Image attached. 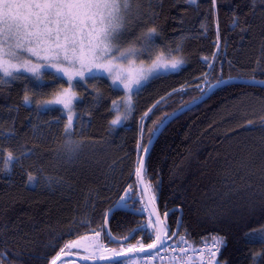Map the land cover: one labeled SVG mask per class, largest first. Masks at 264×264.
Masks as SVG:
<instances>
[{
	"label": "trees",
	"instance_id": "1",
	"mask_svg": "<svg viewBox=\"0 0 264 264\" xmlns=\"http://www.w3.org/2000/svg\"><path fill=\"white\" fill-rule=\"evenodd\" d=\"M139 8L129 40L154 27L152 58L169 59L165 46L181 45L172 55L185 63L134 94L133 111L119 126L110 124L122 114L112 101L123 93L108 80L74 89L80 97L74 138L89 145L78 160L58 158L67 122L61 108L45 114L34 108L53 99L65 80L46 79L32 107L23 104L25 94L33 95L31 79L0 85V264H50L69 241L100 231L128 188L126 204L142 213L113 212L110 234L129 238V245L150 244L153 230L134 231L150 221L135 174L138 143L147 144L161 118L198 99L208 88L198 89L202 80L264 82V0H140ZM9 152L19 158L13 165L4 162ZM143 179L158 215L169 213L170 235L179 221L176 238L192 247L223 241L219 264H264V242L248 235L264 230V86L218 85L170 121L147 155Z\"/></svg>",
	"mask_w": 264,
	"mask_h": 264
},
{
	"label": "snow or ice",
	"instance_id": "2",
	"mask_svg": "<svg viewBox=\"0 0 264 264\" xmlns=\"http://www.w3.org/2000/svg\"><path fill=\"white\" fill-rule=\"evenodd\" d=\"M213 2L215 3V0ZM139 5L140 0H0V85L31 79L33 95L25 94L23 104L32 107L34 97L43 90L46 79L63 82L66 78L67 86L55 92L53 99L36 101L34 104L38 114L48 113L55 106L62 107L67 112V122L64 124L62 134L63 142L58 150V158L65 162L78 160L85 147L89 146L82 140L74 138L76 117L72 113L80 99L74 89L81 88L82 82L107 74L114 87L117 89L122 87L125 95L121 101L113 100L112 104L117 110L122 104L123 112L110 122L111 126H119L129 119L134 106L133 95L137 94L146 82L167 73H176L185 63L183 57L172 55L182 51L181 45L175 48L165 46L164 50L169 53V59L160 56L152 58L154 38L159 34L154 27L129 40L133 25L142 15ZM146 60L150 61L147 66ZM220 83L226 81L218 79L217 84ZM208 87L211 88L213 85ZM151 112L152 109H149L144 116L148 117ZM163 122L164 119L161 118L151 133L159 131V126ZM140 147H143L145 155L138 157L135 174L140 183L145 184L143 176L148 146L138 143V148ZM30 154L29 152L25 155ZM18 161L19 158L9 152L4 162L13 165ZM28 180L33 185L38 182L37 177L31 174ZM144 195L148 197L150 203H155L156 197L151 185H145ZM120 200L124 202L123 206L127 207L126 197L122 196ZM152 215L156 216L154 221L150 220L148 224L134 230L148 232L151 228L155 239L150 244L121 248L119 252L107 249L98 243L103 231L101 229L95 231L94 240L88 236H81L66 243L50 264H57L58 261H62V257L72 256L74 249H82L87 253L80 256L84 261L91 259L106 260L110 264H138V261L143 260L144 264H151L153 259H163L159 255L161 250L167 251L168 248L174 250L177 247L180 248L181 256L173 255L172 264H186L184 256L188 255V250L185 238L180 237L175 244H170L169 241L174 240L177 233L172 232L168 235L171 229L165 220L160 219L155 211ZM168 215L169 213H165V218ZM81 226H89V222L81 221ZM248 235L252 239L264 242V230ZM151 236L152 232L149 233V238ZM214 243L216 247L214 249L209 247L207 255L211 257V264H219L216 257L223 241L216 239ZM181 245L185 247H180ZM108 252L112 255H107ZM130 253L143 255L128 260ZM119 258L125 259L121 261ZM70 264H76V261L72 260ZM201 264H204L203 257Z\"/></svg>",
	"mask_w": 264,
	"mask_h": 264
},
{
	"label": "water",
	"instance_id": "3",
	"mask_svg": "<svg viewBox=\"0 0 264 264\" xmlns=\"http://www.w3.org/2000/svg\"><path fill=\"white\" fill-rule=\"evenodd\" d=\"M234 82L264 86V82L263 81H253V80H243V81H240V80H228L227 81L226 80V83H220V84H217L216 83V84L213 85V87L207 88V90L198 99L190 102L186 106H183L181 109H178V110L174 111L173 113H171L169 116H167L164 119L163 124H160V126H159V131H157L155 134H152V136H151V142H149L150 141V139H149L148 142H147V144H146L148 146V152L146 154V158H147V155H148V153H149V151H150V149H151L154 141L156 140V138L158 137V135L161 133V131L164 129V127L170 121H172L173 119H175L182 112H184V111L192 108L193 106H195L199 102L203 101L207 97V95L212 91V89H214L218 85H223V84H227V83H234ZM141 155H145L144 150L142 151ZM145 161H146V159H145ZM137 185H138V188H139V190H140V192L142 194L143 202H144V205H145V208H146V212H147L149 218L154 221L156 219V216L152 215V213L154 211L157 213L156 208H155V206H154L153 203H150L149 202L148 197L146 195H144L145 184H141L138 177H137ZM128 193H129V188L126 189L124 191V193L122 194L123 197H126V200L128 198ZM120 198L108 210V212L106 213L105 219H104V223H103V236L107 239V244H111V245H124V244H126V243H128L130 241L129 238H127V239L126 238L116 239V238H114L110 234V231H109V228H108V222H109V219H110V216L112 215V213L115 212V211H123V212L131 213V214H134V215H140L142 213V211H140V210H132V209H130L128 207V205H127V207H124L123 206L124 202H121ZM160 219L165 220V215L162 218L160 217ZM178 220H179V218H178ZM105 221H107V222H105ZM178 228H179V223L177 224V227L175 229V232L178 231ZM168 235H170V232L168 233ZM134 255H143V254H131L130 253L128 255L127 259L130 258V257H133ZM119 259L121 261H123L125 258H119ZM72 260H75L76 263H78V264H110V262L109 261H106V260H91L90 259L88 261H84V260H81L80 257L74 256V255H72L70 257H62V261H58L57 264H59L60 262H63V261H72Z\"/></svg>",
	"mask_w": 264,
	"mask_h": 264
},
{
	"label": "built area",
	"instance_id": "4",
	"mask_svg": "<svg viewBox=\"0 0 264 264\" xmlns=\"http://www.w3.org/2000/svg\"><path fill=\"white\" fill-rule=\"evenodd\" d=\"M175 243L176 242H171L170 244H175ZM180 247H185V245H181ZM186 247L188 250V255L184 256V260L186 261V264H201L202 257H203L204 264H211V257L207 255V249L209 247L213 249L216 247L214 241L213 243L211 242L210 244L205 245V246L200 245L198 247L192 248L191 246L186 244ZM197 249L201 251H194ZM159 255L163 259H160V258L153 259L151 261V264H172L171 257L173 255L179 257L181 256V252H180L179 247L175 248L174 250L172 248H168L167 251L161 250ZM193 256L195 257L194 259H193ZM138 264H144V261L140 260L138 261Z\"/></svg>",
	"mask_w": 264,
	"mask_h": 264
},
{
	"label": "rangeland",
	"instance_id": "5",
	"mask_svg": "<svg viewBox=\"0 0 264 264\" xmlns=\"http://www.w3.org/2000/svg\"><path fill=\"white\" fill-rule=\"evenodd\" d=\"M145 66H147V64H145ZM47 71V70H46ZM25 75H27V74H25ZM98 77H103V78H105L106 80H108V82L112 85V80L110 79V78H108L107 77V74H104V75H101V76H98ZM65 81H66V78H65ZM147 83V82H146ZM145 83V84H146ZM208 82L206 81V80H202V82L198 85V89L199 90H205L207 87H208ZM112 87L113 88H115L116 90H119V91H121L122 93H123V96L125 95V93L123 92V89H122V87H120L119 89H117L116 87H114L113 85H112ZM56 107H58V108H61V111L64 113V115H65V117H66V119H67V112L65 111V110H63L62 109V107H59V106H56ZM114 108L115 109H117V107H115L114 106ZM73 112H74V108H73ZM119 112H123V105L121 104V110L119 111ZM73 114V113H72ZM73 116H74V114H73ZM152 193H150L149 195H151ZM149 218V217H148ZM148 223H149V221H148ZM150 230H152L151 228H150ZM86 236H88L90 239H95V232L94 233H91V234H89V235H86ZM77 240V239H76ZM98 243L100 244V245H103V247L104 248H107V249H115L117 252H119L120 250H121V248H124L123 246L122 247H119V246H110V247H106L105 246V244L103 243V240H102V235L100 236V238H99V241H98ZM73 255L74 256H77V257H80L81 255H85V254H87V253H84L83 252V250L82 249H79V250H77V249H74L73 250ZM76 253H79L78 255L76 254ZM107 255H112V253L111 252H108L107 253ZM59 264H70V261H63V262H60ZM76 264H78V263H76Z\"/></svg>",
	"mask_w": 264,
	"mask_h": 264
},
{
	"label": "bare ground",
	"instance_id": "6",
	"mask_svg": "<svg viewBox=\"0 0 264 264\" xmlns=\"http://www.w3.org/2000/svg\"><path fill=\"white\" fill-rule=\"evenodd\" d=\"M211 242H206V243H203V244H201V246H205V245H208V244H210ZM213 243V242H212Z\"/></svg>",
	"mask_w": 264,
	"mask_h": 264
}]
</instances>
